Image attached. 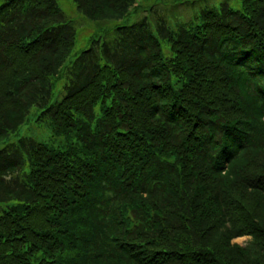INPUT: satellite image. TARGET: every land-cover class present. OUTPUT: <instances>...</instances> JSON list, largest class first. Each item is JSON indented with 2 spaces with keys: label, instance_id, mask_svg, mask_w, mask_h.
Segmentation results:
<instances>
[{
  "label": "trees",
  "instance_id": "trees-1",
  "mask_svg": "<svg viewBox=\"0 0 264 264\" xmlns=\"http://www.w3.org/2000/svg\"><path fill=\"white\" fill-rule=\"evenodd\" d=\"M0 1V142L34 107L63 138L0 149V264H264V0L184 22L74 0L136 20L69 64L58 0Z\"/></svg>",
  "mask_w": 264,
  "mask_h": 264
},
{
  "label": "rangeland",
  "instance_id": "rangeland-1",
  "mask_svg": "<svg viewBox=\"0 0 264 264\" xmlns=\"http://www.w3.org/2000/svg\"><path fill=\"white\" fill-rule=\"evenodd\" d=\"M143 6H140L138 12L139 17H143L145 8L150 4L148 0H142ZM2 1H0L1 3ZM59 5L63 8L66 15L71 18H76L79 22L77 40L74 45L72 54L67 58V63L75 60V57L82 50H85L90 45V42L96 38L110 36L112 30L120 24L132 23L136 18L125 19H106V21H91L87 17L81 15L77 9V4L74 0H58ZM222 2L228 3L235 10L243 9L242 0H154L157 3L154 7L156 12L151 13L152 18H155L161 13H165L172 18L174 22H184V19H195L196 14L205 6L219 7ZM153 3V4H154ZM144 9V10H143ZM142 11V12H141ZM164 51L168 53V45H165ZM66 74L63 72L54 87L53 102L64 97V87L66 82ZM42 109L34 107L28 115V120L16 132H13L9 138L0 142V149L7 143L18 142L23 137L36 138L42 142H48L55 146L62 143L63 138L53 136L52 126H50L49 118L41 114ZM249 237H237L235 242L246 244Z\"/></svg>",
  "mask_w": 264,
  "mask_h": 264
},
{
  "label": "bare ground",
  "instance_id": "bare-ground-1",
  "mask_svg": "<svg viewBox=\"0 0 264 264\" xmlns=\"http://www.w3.org/2000/svg\"><path fill=\"white\" fill-rule=\"evenodd\" d=\"M148 8V7H147ZM147 8H146V11H145V14H144V16H147V17H149L150 19H152V16H151V12H149L148 10H147ZM143 16V17H144ZM154 19V18H153Z\"/></svg>",
  "mask_w": 264,
  "mask_h": 264
}]
</instances>
